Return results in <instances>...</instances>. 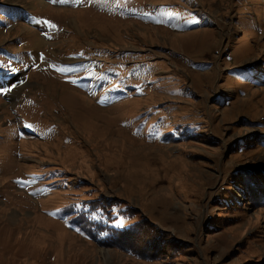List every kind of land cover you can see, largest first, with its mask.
Segmentation results:
<instances>
[{
  "label": "rangeland",
  "instance_id": "rangeland-1",
  "mask_svg": "<svg viewBox=\"0 0 264 264\" xmlns=\"http://www.w3.org/2000/svg\"><path fill=\"white\" fill-rule=\"evenodd\" d=\"M0 89V264H264V0H0Z\"/></svg>",
  "mask_w": 264,
  "mask_h": 264
},
{
  "label": "trees",
  "instance_id": "trees-1",
  "mask_svg": "<svg viewBox=\"0 0 264 264\" xmlns=\"http://www.w3.org/2000/svg\"><path fill=\"white\" fill-rule=\"evenodd\" d=\"M116 204L117 203H115L114 202V200H112L111 202H110V204H108L107 206H103L102 205V203L100 204V205H102V206H100V209L101 210H103L104 212H108V213H110V211H111V207H114V206H116ZM96 205V204H95ZM137 227V225L136 226H133V228H131L130 230H129V232H120V235L118 236V239L116 240V241H114V242H112V243H108V242H110V241H108L107 239H102V240H104V241H102L104 244H107L106 246H116V245H119V246H117V247H123L124 249L125 248H127L126 246H123V242H124V238H126L125 236L127 235V233H130V232H132L135 228ZM100 235H103L102 233H100ZM155 236V235H154ZM118 242H119V244H118ZM128 250V252L129 251H133L132 249H130V248H127L126 249V251Z\"/></svg>",
  "mask_w": 264,
  "mask_h": 264
},
{
  "label": "snow or ice",
  "instance_id": "snow-or-ice-1",
  "mask_svg": "<svg viewBox=\"0 0 264 264\" xmlns=\"http://www.w3.org/2000/svg\"><path fill=\"white\" fill-rule=\"evenodd\" d=\"M55 2L65 3L68 2V0H55ZM46 23L51 24V21H47ZM12 71H16V69H12ZM7 90L8 89H0V91H7Z\"/></svg>",
  "mask_w": 264,
  "mask_h": 264
},
{
  "label": "bare ground",
  "instance_id": "bare-ground-1",
  "mask_svg": "<svg viewBox=\"0 0 264 264\" xmlns=\"http://www.w3.org/2000/svg\"><path fill=\"white\" fill-rule=\"evenodd\" d=\"M52 86V85H51ZM62 105V104H61ZM66 118V117H65ZM70 120V119H69Z\"/></svg>",
  "mask_w": 264,
  "mask_h": 264
}]
</instances>
